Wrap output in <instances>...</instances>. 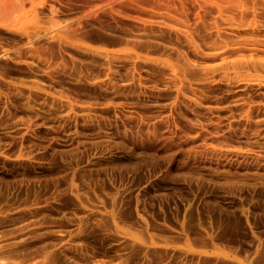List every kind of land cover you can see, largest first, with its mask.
<instances>
[{
  "label": "rangeland",
  "instance_id": "obj_1",
  "mask_svg": "<svg viewBox=\"0 0 264 264\" xmlns=\"http://www.w3.org/2000/svg\"><path fill=\"white\" fill-rule=\"evenodd\" d=\"M0 264H264V0H0Z\"/></svg>",
  "mask_w": 264,
  "mask_h": 264
}]
</instances>
